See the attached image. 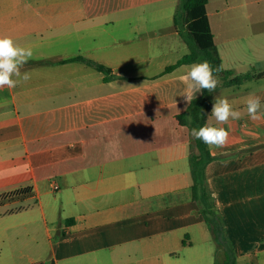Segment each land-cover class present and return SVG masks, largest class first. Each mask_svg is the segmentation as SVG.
Returning <instances> with one entry per match:
<instances>
[{
  "label": "crops",
  "instance_id": "obj_1",
  "mask_svg": "<svg viewBox=\"0 0 264 264\" xmlns=\"http://www.w3.org/2000/svg\"><path fill=\"white\" fill-rule=\"evenodd\" d=\"M178 4L0 0V34L33 52L30 79L0 89V264H215L177 118L193 63L166 70L188 52ZM207 15L228 78L247 77H217L213 103L242 116L208 146L224 157L206 187L238 264H264V122L246 113L250 94L264 105V0H208Z\"/></svg>",
  "mask_w": 264,
  "mask_h": 264
},
{
  "label": "trees",
  "instance_id": "obj_2",
  "mask_svg": "<svg viewBox=\"0 0 264 264\" xmlns=\"http://www.w3.org/2000/svg\"><path fill=\"white\" fill-rule=\"evenodd\" d=\"M208 0H179L178 7L174 13L173 21L175 28L185 40L188 46V52L185 53L175 64L166 67V70L172 69L179 63H198L207 60L213 69V75L222 77L224 84L238 83L240 79L247 75H236L228 78L233 72L223 67L221 56L217 50L214 34L211 29L207 15ZM96 67L106 73L111 70L106 66L96 63ZM219 69V71H216ZM213 92L202 89L200 98H193L191 103L187 104L186 109L177 115L179 122L186 125L191 131L192 128L203 126L212 104ZM191 117V120L188 117ZM192 150L189 154L190 170L193 178L192 196L203 204L202 213L205 221L212 231L213 239L216 244L217 254L214 259L215 264H238L234 248L228 242L223 228L222 218L212 205L210 195L206 187L205 167L206 164L217 157L209 151L208 145L202 140L192 138ZM222 251L223 256L219 258L218 252Z\"/></svg>",
  "mask_w": 264,
  "mask_h": 264
},
{
  "label": "clouds",
  "instance_id": "obj_3",
  "mask_svg": "<svg viewBox=\"0 0 264 264\" xmlns=\"http://www.w3.org/2000/svg\"><path fill=\"white\" fill-rule=\"evenodd\" d=\"M32 55L30 47L21 46L10 35L0 34V89L15 88L21 81L30 79V74L22 73L21 69ZM181 80L186 85L181 95L189 104L193 100V91L207 89L209 92H214L218 84V80L213 75L212 66L207 60L193 63ZM246 113L252 122H264V105L260 96L255 94L248 96ZM211 116L215 118V124L219 126H214L211 119H206L203 126L198 129L192 128L191 135L194 139L202 140L209 147H225L229 142L230 133L223 125L228 124L230 127V119L237 121L242 113L235 110L234 103L227 97L217 96L211 109ZM188 119L191 120V117L189 116Z\"/></svg>",
  "mask_w": 264,
  "mask_h": 264
},
{
  "label": "rangeland",
  "instance_id": "obj_4",
  "mask_svg": "<svg viewBox=\"0 0 264 264\" xmlns=\"http://www.w3.org/2000/svg\"><path fill=\"white\" fill-rule=\"evenodd\" d=\"M214 242H215V241H214ZM210 246H211V248H212V247L215 248V251H217V250H216L217 248L214 247V246H216V245H214V243H211ZM216 254H217V253H216ZM218 256H219V258H222V256H223L222 251L218 252ZM187 258H188V261H187L186 264H207V262H208V260H209V257H208V258L205 257L202 261H201V260H198V259H197V261H194L195 258H196V255L193 254V253H191V252H188V254H187ZM210 259H212V256H211Z\"/></svg>",
  "mask_w": 264,
  "mask_h": 264
}]
</instances>
